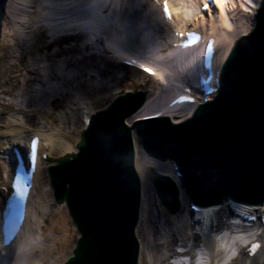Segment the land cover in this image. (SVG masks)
I'll return each instance as SVG.
<instances>
[{"label":"bare ground","instance_id":"obj_1","mask_svg":"<svg viewBox=\"0 0 264 264\" xmlns=\"http://www.w3.org/2000/svg\"><path fill=\"white\" fill-rule=\"evenodd\" d=\"M60 1L65 2V0H0V123L5 126L4 128L0 127V174L3 178H7L2 182L4 181L6 187L13 170L14 162L9 153L10 147L12 144H16L25 150L30 135L34 133V128L41 129L42 144H45L48 149L49 159L48 162L38 161L35 185L32 188L33 191L28 204V220L17 234L14 242L3 251L7 258L10 257L13 264H27L29 260H34L33 256L37 255L38 252L40 253L39 256L42 255V259L45 257L51 259L53 258L51 254L59 253L60 256L58 257L61 263L58 264H63L67 257L72 255L75 244L74 241L70 243L68 232L73 224L66 214L60 213L58 207L54 214L57 218L52 220L51 224L53 225L57 221L62 226L58 228V231H54L55 226L52 228L56 233L51 230L48 233L43 232L46 216L53 208L51 207L53 204L52 192L48 188V183L44 181V167L52 162L51 157L53 155L71 154L75 149V144L81 143L78 141L80 135L73 136L72 141H70L71 132L66 130L69 119H75V113L71 111L70 106L76 97L79 106L83 103L84 108L80 107L79 110L82 121L91 112L96 113L102 107V104L90 105V99L99 97V100H103L107 95L111 101L114 98L110 94L114 92L123 95L128 92L144 91L147 96L143 107L125 118L126 126L136 149L135 164L141 178L142 202L145 207L141 211V220H139L137 231L140 245L138 264H172L170 263L172 257L176 258L178 262L186 261L188 263L184 255L189 254L190 249L184 253H178L172 246L178 243L186 245L189 241H192V249L197 246L196 244L201 240L192 229L198 222L191 220L188 195L179 184V179L173 170L174 162L170 159L165 163L158 162L152 157L149 158L141 148L138 131L145 132V134L151 132L155 135V133L148 126L150 125L149 122L139 123L138 118L155 110L163 109L173 95L181 92L177 85L196 83V65L192 56L194 49L181 51L178 47H171V42L175 39L172 35L175 29L185 30L184 26L187 22H190L192 26L196 24L194 20L199 13L198 9L202 0H180L178 5L172 3V0H168L172 14L171 19H173L170 25L164 23L160 10L154 6L151 0H145L143 3L147 5L149 11L148 14L145 13L146 16L142 12L144 11L143 8L139 7H143L141 0H132L135 3L128 0L120 19L117 16L119 12L116 14V4L119 0H89L88 4L92 1L94 3L90 10H83L85 14L81 17L82 24L77 26L78 31L73 32H71L72 28L60 25L61 23L56 25L46 22L53 14L66 13L65 9L59 10L56 6V4H60ZM72 1L74 6L80 7L78 1ZM245 1L253 5L251 7L245 6L246 3L239 0L245 8V12L235 9L234 6L238 3L235 0H226L223 10L220 9V13L217 10L213 15H208L207 23L212 24L210 29L219 38L217 63L223 64L239 34H246L253 27V14L260 7V0ZM262 4H264V0ZM228 8L233 9L232 14L227 13ZM51 10H53L52 14L50 13ZM55 10H59L60 13L58 11L55 14ZM43 11L46 12V15H42ZM214 15L219 17V24H213ZM111 20L115 23L119 22L120 34L112 30L111 24L108 25ZM68 21L72 22L73 20ZM260 21L262 24L263 16H260ZM219 25H222L224 29H218ZM263 27L260 28L263 29ZM255 32L256 30H253L249 34L251 40H254ZM134 42L136 43L135 46L133 45ZM90 49L93 51L90 52ZM124 51L136 54L149 64L156 66L159 79L165 84L161 85L154 77L149 78L137 70L125 68L116 63L114 58ZM42 64L45 66L43 70L40 67ZM38 73L42 74L43 80L57 79L59 81L58 87L51 86L50 91H40L38 104L40 106L45 105V109L42 110L37 106L38 104L35 105L34 103V107L30 105V97L29 99L25 98L30 82L36 78ZM18 75H20L19 79L16 78ZM8 80L10 83L6 84L5 82ZM136 81L138 82L136 83ZM19 82H21L20 85ZM91 93H95L96 96L86 98L85 95L88 96ZM72 94L75 95L73 100L70 98ZM9 99L16 104L13 106L8 104ZM59 99L64 101L69 110H63L62 115L57 117L56 114H53L52 109H57L60 106L58 104ZM23 106L28 110H24ZM193 111L194 105H183L166 110L170 118L168 121L174 127L180 125V122L182 124L185 118L192 115ZM33 116L39 119V125L31 126L29 124L28 121ZM72 126H74V122ZM80 127H75V130L78 131ZM102 136L104 141L101 140L100 143H102L103 148H99L102 151L99 155L109 151L105 142L112 138V133L107 134L105 132ZM93 141L94 144L99 142L95 138ZM92 159L96 158L93 157ZM87 163L91 166L94 165L89 161ZM155 165L158 168L156 170L172 175L173 180L176 181V189H178L181 203L188 207L180 217L177 214H168L164 209L160 216L156 214L151 187L149 186L151 166ZM4 194L5 192L0 191V210ZM222 204L225 205L224 202ZM211 205H215L214 208H217L220 203H211ZM263 208L264 205L261 209ZM214 214L217 216L216 219L219 224L215 226V229L220 231L227 228L228 223L221 221L224 214H228L229 217L230 213L227 209H223L219 214L216 212ZM200 215L207 216V211L205 210ZM168 221H171V224ZM63 230L65 231L62 232ZM188 231H191V234L188 235ZM58 238H62L65 244L56 249L57 245L60 246L61 244L56 241ZM206 244L212 252L215 244L208 241ZM58 257L54 259L55 261L53 260L52 264L57 263ZM2 261L0 260V264L5 263V260ZM241 262L235 264H241ZM249 264H264V245L261 246Z\"/></svg>","mask_w":264,"mask_h":264},{"label":"water","instance_id":"obj_2","mask_svg":"<svg viewBox=\"0 0 264 264\" xmlns=\"http://www.w3.org/2000/svg\"><path fill=\"white\" fill-rule=\"evenodd\" d=\"M255 34L261 35V30ZM239 49L227 60L222 88L212 103L199 107L194 117L176 127L160 118L149 121L155 135L138 134L151 152L175 159L198 186L202 183L241 194L255 188L264 190V34L261 40L254 37ZM141 101H136L134 108ZM122 118L99 114L80 157L55 176V186L64 195L66 182L78 184L72 210L77 216L85 210L79 223L82 237L75 251L81 264L87 263L88 256L99 264H136L138 247L132 233L136 218L125 203L129 196L135 200L130 193L135 191L137 179L131 175V140ZM105 132L112 133L105 142L109 151L99 155ZM93 138L99 142L94 144ZM193 197L201 202L197 194Z\"/></svg>","mask_w":264,"mask_h":264},{"label":"rangeland","instance_id":"obj_3","mask_svg":"<svg viewBox=\"0 0 264 264\" xmlns=\"http://www.w3.org/2000/svg\"><path fill=\"white\" fill-rule=\"evenodd\" d=\"M76 1H78V3L80 4V7H76V6H74L73 5V1L72 0H70V1H68V0H65V2H61L60 1V4L58 3V4H56V6H57V8L59 9V10H61V9H65L66 10V13H61V14H57V12L59 11V10H55L54 12H55V14H57V15H54L53 14V16H52V18L51 19H47L46 20V22L48 23V22H50V23H52V24H56V25H58V24H60V25H64L65 27H71L72 25H74V24H76V23H74L73 21H75V20H77V18H79V19H82L81 17L83 16V14H85L84 13V11H85V9L87 8V9H89L88 7L91 5V4H93L94 3V1H97V0H94V1H92V2H90V4H88V1L89 0H76ZM99 1V0H98ZM128 0H119L118 2H117V7H116V14L118 13V18L120 19V17H121V15H122V13L124 12V6H125V3L127 2ZM132 1V0H131ZM133 3H135V1H132ZM141 2H142V4L143 3H145V0H141ZM179 2H180V0H172V3H174V4H176V5H178L179 4ZM85 4V5H83V4ZM83 5V6H82ZM136 6V5H135ZM139 7H141V8H143V10L144 11H142V12H144V15H145V13L147 12V14L149 13V11H148V7H147V5H145V4H143V7L142 6H139ZM144 7H146V9H144ZM132 8H134V7H132ZM25 10H27V9H25ZM84 10V11H83ZM52 11L53 10H51L50 11V13L52 14ZM44 12V11H43ZM59 13H60V11H59ZM51 14H49V15H51ZM42 15H46V12H44V13H42ZM84 16H86V15H84ZM146 16V15H145ZM144 16V17H145ZM70 20V21H72V22H69L68 20ZM148 19V18H147ZM45 20V19H44ZM62 22H63V24H62ZM65 23V24H64ZM111 23H113V24H111ZM112 25L113 26V29L112 30H114V32L115 33H118V34H120V32H121V29H120V24H117V22L115 23L113 20H111V22H109L108 23V25ZM119 37H120V35H119ZM135 42H134V46H135ZM136 49H138V47L136 46ZM90 52L91 51H93L92 49H90L89 50ZM100 54V53H99ZM41 67V69L43 70L44 69V65L42 64V66H40ZM35 74V73H34ZM34 74H33V76H34ZM42 74H39L38 73V75L37 76H35L36 78L34 79H32V81L30 82V85H29V88H28V90L26 91V94L27 95H25V98H27V99H29V97H30V102H31V106L32 107H34L33 106V104L35 103V105H37L38 103H39V101H38V98H39V93H40V91L41 92H45V91H50V88H51V86H55V87H58L57 85H58V80L57 79H54V80H51L50 81V79L49 80H46V79H42V76H41ZM20 76V75H19ZM19 76L17 77V79H19ZM68 78H69V76H68ZM138 81H136V83H137ZM32 83V84H31ZM19 85L21 84V82H19L18 83ZM30 89V90H29ZM95 94V93H94ZM94 94H89L88 96L87 95H85L86 96V98H90V97H92V96H94ZM82 96V95H81ZM74 97H75V95L73 96V94H72V96H70V98L73 100L74 99ZM7 99V98H6ZM76 99H77V97L75 98V100L73 101V103L71 104V111L72 112H74L75 114H74V117H75V119L74 118H72V119H69V123H68V125H67V127H66V130L68 131V132H71V137H69L70 138V141H72L71 140V138H73V136H76L77 135V132L75 131V127H78V125L80 124V119H81V113H80V107H82V108H84V105H83V103L79 106V103L76 101ZM108 101H109V99H108V96L106 95L105 97H104V100L100 103V104H102V107H104L105 105H107V103H108ZM8 102V104H11L12 106L13 105H15L16 103H14V101L12 100H8L7 101ZM59 103V107L57 108V109H52L53 110V114H56V116L58 117V116H60V115H62V111L63 110H66V111H68L69 110V108H67V105L65 106V103H64V101H62V99L60 100L59 99V101H58ZM37 106H39L40 107V109L42 110V109H45V105H42V106H40L39 104L37 105ZM28 110V109H27ZM27 112H30V111H27ZM31 113V112H30ZM29 124L30 125H32V126H37V125H39V119H37V117L36 116H33V117H30V119H29ZM54 122H56V120H54ZM73 122H74V126H72V124H73ZM58 123V122H57ZM0 127L1 128H4L5 126H4V124H2V123H0ZM75 149H76V146H75ZM62 156H64V155H62ZM62 156H59V155H53V157L52 158H62ZM44 181H46V182H48V180L47 179H44ZM179 202H181L180 201V199H179ZM60 206H62V208H59V206H58V204L56 205V204H53L52 205V209L49 211V214L46 216V219H45V223H44V233H48V232H50V230L51 231H53V229L52 228H54V226H55V228H54V231L55 230H59L58 228L59 227H61L62 225L60 224V223H58L57 221L56 222H54V224L52 225L51 223H52V220H56V216L54 215L55 213H56V209H57V207H58V209H59V211H61L60 213H62V214H66L67 215V217L69 218V215L67 214V210H66V207L62 204V205H60ZM181 205H180V210L177 212L178 213V215L180 216L182 213H181ZM54 217V218H53ZM57 227V228H56ZM64 228H66V226L64 225ZM53 231V232H54ZM65 230H63L62 232H64ZM195 231H197V232H199L197 229L195 230ZM54 233H56V232H54ZM237 237H239V236H237L236 235V237H235V239L237 238ZM201 240L204 238V239H209V237L208 236H204V235H201ZM56 241H60L61 242V244H60V246H57L56 247V249L58 248H61V246L63 245V244H65V241L61 238H58V240H56ZM190 244H191V242H190ZM52 247V246H51ZM50 247V248H51ZM172 248L174 249V250H176L177 252H179V251H182V250H184L185 248H187V247H183V246H181V245H174V246H172ZM187 249H189V247L187 248ZM36 254V253H35ZM38 254H40L39 252L37 253V255H35V256H33V258H34V260H29L28 262H27V264H51L52 262H53V260L56 258V257H58V255H59V253H53V255L51 254V256H53V258H51V259H48V258H43L42 259V255L41 256H39ZM55 257V258H54ZM46 259H48V260H46ZM174 260L175 259H172L171 261L172 262H174ZM55 261V260H54ZM13 264V263H12ZM14 264H16V263H14Z\"/></svg>","mask_w":264,"mask_h":264},{"label":"snow or ice","instance_id":"obj_4","mask_svg":"<svg viewBox=\"0 0 264 264\" xmlns=\"http://www.w3.org/2000/svg\"><path fill=\"white\" fill-rule=\"evenodd\" d=\"M211 4H214L217 8L223 10L224 4L226 0H210ZM165 3V13L168 14L169 10L167 8V0H164ZM209 8V0H205L204 9ZM146 71H151L150 69H146Z\"/></svg>","mask_w":264,"mask_h":264}]
</instances>
